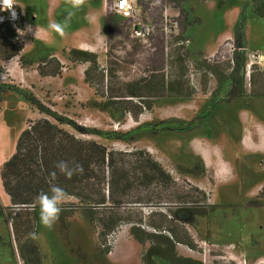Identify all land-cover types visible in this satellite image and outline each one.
<instances>
[{"label":"rangeland","instance_id":"rangeland-1","mask_svg":"<svg viewBox=\"0 0 264 264\" xmlns=\"http://www.w3.org/2000/svg\"><path fill=\"white\" fill-rule=\"evenodd\" d=\"M110 2L86 0L61 37L48 24L63 21L71 11L65 0H15V20L21 21V27L13 25L17 33L13 43L20 51L0 60V87L10 79L6 69L30 63L28 67L36 72L30 73L33 77L28 84L35 86L50 109L100 130V135L91 138L109 149H145L177 183L187 182L204 192L206 204L216 206L184 224L196 248L177 244L181 255L203 264H264V206H245L264 186V154L247 152L242 143L247 135L254 140L253 148L259 149L264 131V15L256 10H261L264 0H138L139 16L134 19L120 18ZM23 4L26 15L20 10ZM11 17L10 11H0V19L11 23ZM144 23L153 30L142 36L139 27ZM133 26H137L135 30ZM231 47H239L246 55V95L227 102L230 81L218 84L216 76L195 64L204 59L220 63L219 73H224L223 63L230 58ZM70 48H91L87 51L97 54L102 67L107 65L109 52L122 80L157 71L195 93L157 98L152 109L136 120L128 112L100 111L92 102L102 97L84 82L87 64L70 62ZM46 57H55L60 63L59 75L39 74V65L55 66L54 61L43 66ZM105 84V80L100 82V87ZM16 96L5 95L7 102L2 105L1 119L12 127L18 125L21 110H10L6 104ZM31 107L36 118L48 117ZM62 127L78 135L72 127ZM8 151L9 145L0 146V168ZM223 160L226 175L219 172L218 163ZM32 210L11 207L0 181V264H141L144 247L129 235L126 226L110 236V252L101 254L96 232L79 213L65 223L58 220L49 230L40 224L39 207L32 228L28 214ZM14 216L19 238L12 227ZM154 264L168 263L155 259Z\"/></svg>","mask_w":264,"mask_h":264},{"label":"trees","instance_id":"trees-1","mask_svg":"<svg viewBox=\"0 0 264 264\" xmlns=\"http://www.w3.org/2000/svg\"><path fill=\"white\" fill-rule=\"evenodd\" d=\"M256 10L260 16L264 15V4L261 10ZM16 20L1 22L0 60H8L20 51L13 43L17 36L14 27H21V21ZM106 56L107 65L102 67L94 52L78 48L68 51L70 62L87 64L84 82L94 89L95 95L102 97V100L92 102L100 111L128 112L136 120L145 110L152 109L157 98L170 94L189 97L195 93L187 91L179 83L174 84L166 74L157 71L132 80H122L117 73L118 68L110 59V53L107 52ZM205 60L195 65L216 76L218 84L223 80L230 81L227 102L246 95V55L239 47L223 63L224 73H219L220 63ZM53 61L56 62L55 66L50 69L39 65V74L59 75L62 68L55 57H46L41 62L47 66ZM104 80L106 84L102 88L100 82ZM4 90L21 95L39 113L48 116L27 119L26 126L16 139L14 152L0 168L1 186L11 207L33 208L28 213L32 228L36 221L35 208L39 207L36 197L42 191L49 192L50 173L55 171L56 179L51 183L68 193V200L62 205L60 222L65 223L66 218L79 213L96 232V247L101 254L110 252V236L121 226H126L129 235L144 247L140 255L141 264H154L155 259L168 264H203L198 259L181 255L177 244H184L193 250L196 248L184 224H191L194 217L215 208L216 205L206 204L204 192L187 182L177 183L145 149H109L91 138L100 135V130L59 114L31 92L10 84L1 85L0 92ZM63 125L72 127L78 135L64 129ZM61 160L78 162L83 166L82 174L66 178L55 168V164ZM203 171L204 167H201ZM245 206H264V186L256 198L245 202ZM15 218L12 227L19 238Z\"/></svg>","mask_w":264,"mask_h":264},{"label":"clouds","instance_id":"clouds-1","mask_svg":"<svg viewBox=\"0 0 264 264\" xmlns=\"http://www.w3.org/2000/svg\"><path fill=\"white\" fill-rule=\"evenodd\" d=\"M65 3L70 6L71 11L63 21H53L48 24V29L61 37L67 34V29L71 24L72 18L76 15V11L80 10L86 4V0H65ZM15 0H0V11H10L14 16ZM55 168L59 170L66 178H71L73 175L82 174L83 166L78 162L72 161H58ZM51 180L49 192H40L36 197V204L39 206V220L40 224L45 229H52L56 222L59 220L60 213L62 212V205L68 200V193L60 186L51 183L56 179V172L50 173ZM33 234V239H35Z\"/></svg>","mask_w":264,"mask_h":264},{"label":"crops","instance_id":"crops-1","mask_svg":"<svg viewBox=\"0 0 264 264\" xmlns=\"http://www.w3.org/2000/svg\"><path fill=\"white\" fill-rule=\"evenodd\" d=\"M20 10L22 11L23 15H26L28 13L26 4H23L22 6H20ZM29 65L30 63H28L27 65L25 64V67L23 68L20 65H18V68H16L17 65H12L9 67V69H6L7 75L10 76V79H8L9 81H6L7 83H4L3 85L10 84L24 91L31 92L34 96H36L41 101V98H40L41 95L36 92L35 86L28 84L30 80L29 77H33V75L30 76V73L33 74V72H36L35 70H32L31 67H28ZM11 78H14V81H11ZM12 93H15V92H12L10 90H4L0 92V109H1L0 111V146L9 145V151L7 153L8 157L14 152L15 140L17 136L19 135V133L21 132V130L26 126L25 124L26 120L36 119V117L38 116L37 112L31 107L32 105H30L29 102H27L21 95L15 93L17 96L12 100V102H8L6 105L9 107L10 110H15L17 112L21 110L22 116L20 117L18 125H15L14 127H12L6 124L4 120L1 119V113L5 111V109L2 108V105L5 104V102H7V100H4L5 95L12 94ZM258 142H260L261 147H258L259 149H257V146L253 148L254 140L251 137L248 138L247 135H245L243 138V142H242L244 146L243 149L245 151L247 150V152L259 150L261 151V153L264 154V131L260 134ZM250 146L253 149H247ZM227 164L229 166L232 165V163L229 161L227 162Z\"/></svg>","mask_w":264,"mask_h":264},{"label":"built area","instance_id":"built-area-1","mask_svg":"<svg viewBox=\"0 0 264 264\" xmlns=\"http://www.w3.org/2000/svg\"><path fill=\"white\" fill-rule=\"evenodd\" d=\"M104 3H109L110 1V8L115 12L116 15H118L122 19H134L139 16L138 9H137V1L138 0H103ZM14 11V10H13ZM12 13V12H11ZM15 15L11 17V21H14L17 18V12L14 11ZM166 19V15L164 17ZM4 19L1 18L0 22H3ZM137 26H133V30H135ZM140 28V34L142 36L148 35L150 32H152L153 27L149 23H144L141 25ZM235 48H230V53ZM240 264H244L240 262Z\"/></svg>","mask_w":264,"mask_h":264},{"label":"bare ground","instance_id":"bare-ground-1","mask_svg":"<svg viewBox=\"0 0 264 264\" xmlns=\"http://www.w3.org/2000/svg\"><path fill=\"white\" fill-rule=\"evenodd\" d=\"M83 48V47H82ZM84 49H87V50H91V48H84ZM214 155H216V154H214ZM206 157V156H205ZM216 156H214V158H215ZM203 158H204V156H203ZM205 160H206V158H205ZM209 164V163H208ZM218 167H219V172H220V174H222V175H226V173H227V166L225 165V162L224 161H222V162H219L218 163ZM218 173V172H217ZM224 177V176H223ZM218 180H220V179H218Z\"/></svg>","mask_w":264,"mask_h":264}]
</instances>
